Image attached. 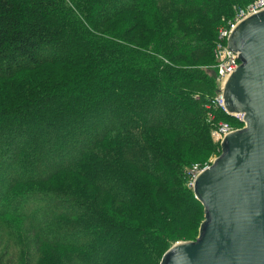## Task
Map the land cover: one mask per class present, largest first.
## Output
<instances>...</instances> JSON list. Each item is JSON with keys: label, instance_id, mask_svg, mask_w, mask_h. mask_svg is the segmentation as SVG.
Here are the masks:
<instances>
[{"label": "trees", "instance_id": "1", "mask_svg": "<svg viewBox=\"0 0 264 264\" xmlns=\"http://www.w3.org/2000/svg\"><path fill=\"white\" fill-rule=\"evenodd\" d=\"M249 2L0 0V233L27 264H161L198 227L185 169L216 150L217 28Z\"/></svg>", "mask_w": 264, "mask_h": 264}, {"label": "water", "instance_id": "2", "mask_svg": "<svg viewBox=\"0 0 264 264\" xmlns=\"http://www.w3.org/2000/svg\"><path fill=\"white\" fill-rule=\"evenodd\" d=\"M227 45L240 64L224 86L225 107L245 124L194 182L204 211L198 236L172 245L161 264H264V10L239 22Z\"/></svg>", "mask_w": 264, "mask_h": 264}, {"label": "built area", "instance_id": "3", "mask_svg": "<svg viewBox=\"0 0 264 264\" xmlns=\"http://www.w3.org/2000/svg\"><path fill=\"white\" fill-rule=\"evenodd\" d=\"M264 10V0H250L244 6L235 9L233 17L223 25L217 28L218 39L213 48V55L215 58L214 69L217 72V83L219 90L217 94L209 98L204 103V108L207 110V120L211 124V137L212 139L221 144L223 139L229 133L239 129L225 120L216 121L215 112L222 111L235 118L238 122L245 124L244 115L241 113H229L225 107L223 97V89L229 76L237 69L240 64L238 60V53L230 50L227 45L228 38L235 27L245 18L259 13ZM195 98L199 100L200 96L196 95ZM209 167V164L193 163L185 169V177L187 178V185L193 188L194 182L199 174Z\"/></svg>", "mask_w": 264, "mask_h": 264}, {"label": "rangeland", "instance_id": "4", "mask_svg": "<svg viewBox=\"0 0 264 264\" xmlns=\"http://www.w3.org/2000/svg\"><path fill=\"white\" fill-rule=\"evenodd\" d=\"M240 6H242V5L237 4V5L233 6V10H234L233 11V15H234L235 9H237ZM233 15H232V17H233ZM232 17L226 18V19L225 18H221V22L219 23V25L226 24ZM217 39H218V36H217ZM213 57H214V55H213ZM214 61H215V58H214ZM240 124H241V126L240 125L239 126H234L233 125V126L234 127H240V128L244 126L242 123H240ZM214 143H216L215 144L216 145V150H214L213 153H211L207 158H201V159L198 158L197 160H194L193 163L198 162L200 164L202 163V165L203 164H209V165L213 164L212 162L215 161V158H217L220 155V153H221V145L218 144L215 141H214ZM186 186L188 188H190L187 185V183H186ZM203 216H204V214H203ZM203 218L200 219V223H199L198 227L192 233H190L188 235L187 239L178 240V241L174 242L172 245H174L177 242H185V241H193V240H195V238L198 236V230H199L201 222L203 221ZM23 225L27 226V229H31L30 224H23ZM0 239L2 241H4V245H5V246L2 245L3 247L2 246L0 247V264H27V261H26V259L24 257V254H22L23 253V249L25 251H27V253H30V250H31V251H33V254H32L33 256H35V257L38 256V251L39 250L37 249L36 246H35L36 248L35 247H31L30 248L31 244H28V243H18V244L14 243L12 241V239L9 237V235L6 233V231H4V228H3V231L0 233ZM43 256H45V255H43ZM41 263L42 262L39 261V264H41Z\"/></svg>", "mask_w": 264, "mask_h": 264}]
</instances>
